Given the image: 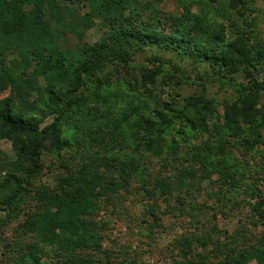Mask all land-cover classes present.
<instances>
[{"label":"trees","instance_id":"16d2710c","mask_svg":"<svg viewBox=\"0 0 264 264\" xmlns=\"http://www.w3.org/2000/svg\"><path fill=\"white\" fill-rule=\"evenodd\" d=\"M159 1L0 0V142H11L14 151L13 157L0 159V211L14 220L23 205L35 202L18 227V241L9 245L10 264H54L53 255L61 264H99L98 255L108 257L103 264H115L114 251L104 245L102 214L126 199L122 193L133 180H143L149 200L168 202L185 189L193 195L195 166L180 155L192 133L217 135L226 143L229 136L238 137L249 152L264 144V82L259 80L264 43L246 17L259 0L228 2L244 22L232 24V39L224 25L193 13L189 5L180 15L166 14ZM94 28L101 34L90 43L87 33ZM152 48L203 66L193 80L201 92L183 104L170 92V100H163L165 88L182 85L185 75L172 64L168 71L169 64L159 58L150 59L152 67L139 66L136 75L135 56ZM159 83V95L147 92L148 100L127 89L139 93ZM214 83L234 92L223 114L208 96ZM119 97L125 99L113 102ZM104 100L111 101L107 108L100 105ZM124 102L137 105L134 112H123ZM45 116L53 119L42 126ZM202 151L203 146H193L185 155L204 164ZM45 152L61 160L63 172L52 186L36 184ZM152 156L163 158V175L146 165ZM252 197L263 218L264 193L258 189ZM147 211L155 228L161 218L158 203ZM190 243V238L183 241ZM219 253L223 257L217 262L204 254L184 257L186 264H264V234ZM116 264L139 262L125 258Z\"/></svg>","mask_w":264,"mask_h":264},{"label":"rangeland","instance_id":"374dc122","mask_svg":"<svg viewBox=\"0 0 264 264\" xmlns=\"http://www.w3.org/2000/svg\"><path fill=\"white\" fill-rule=\"evenodd\" d=\"M229 1L161 0L157 6L163 13L180 15L184 12L186 5H189L193 13L205 14L212 23L224 25L228 38L232 39L235 31L232 24L237 23L243 26L244 22L236 11L230 10ZM246 17L255 22L254 29L258 33V40L264 43V1H257L255 10L246 12ZM100 34L98 28L92 29L87 33V41L95 43ZM151 58L166 61L170 72L173 71L171 64L175 65L185 75L182 85L165 88L167 91L162 94L163 100H170L168 97L170 92L178 102L183 104L190 96L201 92L199 81L193 82V80L197 79L205 68L196 66L191 60H181L164 49H146L145 52L137 54L134 64L136 75L139 66H153L150 62ZM180 76L182 75L178 73L177 77ZM259 80L264 82V71L260 73ZM162 87L163 85L159 83L154 89L151 88L148 91L142 89L139 93L131 91L130 87L127 89L131 96L148 100L147 92H153L158 96ZM9 94L8 90L1 97H7ZM208 96L216 100L223 114L224 102L232 98L234 92L224 89L219 83H214L208 86ZM124 99L125 97H119L113 102H121ZM110 102V100H104L100 105L107 108ZM131 103L124 102L123 112L128 113L132 110L134 112L137 105L132 106ZM43 119L42 126L50 123L53 117L45 116ZM180 126L182 128V124ZM173 134L177 142L180 141L177 134L175 132ZM229 140L230 142L226 143L217 135L211 137L207 133H192L188 140L190 143L183 142L184 148H181L180 155L186 159V164L190 161L195 166L194 180L191 183L193 187L190 188L193 195H188L185 189L179 194L176 193L168 202L160 197L152 201L145 195L142 188L143 180H133L129 190L122 193L126 199L102 214L103 220H107L105 232L108 237L104 245L105 248H111L114 251L110 255L112 263L116 264L129 258L136 260L139 264H186L185 254L191 260L198 258V255H209L211 262H217L223 257V254L219 253L220 249L225 251L227 246L252 244L264 234V217L256 213L254 206L257 201L252 197L258 189L264 193V144L257 150L249 152L239 144L238 137L229 136ZM198 145L205 149L200 152L206 160L204 164L197 158L193 159L185 155L186 151ZM132 150L131 147L128 152L131 153ZM118 154L121 156L120 153ZM63 155L65 156V153ZM6 156H14L12 144L9 141H1L0 159ZM162 159L154 156L148 158L146 165L152 169L154 175H163ZM42 160L43 173L36 184L52 186L56 176L63 172L60 168L61 160L49 152H45ZM207 162L209 163L206 165ZM77 164V159L71 161V165ZM223 168H227V172L221 173ZM154 202L159 205L158 214L161 218L159 225L152 228L154 221L147 209L149 204ZM34 209L35 202L30 199L23 205L20 217L17 219H5L6 213L0 211V264L12 262L9 245L18 241L20 236L18 227ZM235 237L238 240L234 241ZM185 238L191 239L189 246L183 244ZM30 241L28 239V242ZM97 260H100L99 264H103L102 261L107 262L109 259L107 256L98 255ZM50 261L61 264L55 255Z\"/></svg>","mask_w":264,"mask_h":264}]
</instances>
